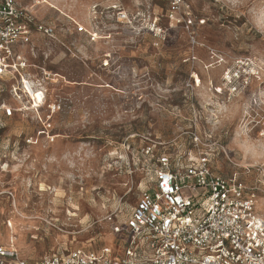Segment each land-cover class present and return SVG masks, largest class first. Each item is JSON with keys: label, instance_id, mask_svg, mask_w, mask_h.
<instances>
[{"label": "rangeland", "instance_id": "1", "mask_svg": "<svg viewBox=\"0 0 264 264\" xmlns=\"http://www.w3.org/2000/svg\"><path fill=\"white\" fill-rule=\"evenodd\" d=\"M180 1L177 20L171 0L35 9L58 39L35 33L19 49L27 67L0 75V103L15 108L0 110V243L32 261L76 248L121 254L129 237L115 227L153 186L161 154L175 165L208 152L264 214V0ZM240 60L259 74L232 97L223 75Z\"/></svg>", "mask_w": 264, "mask_h": 264}, {"label": "built area", "instance_id": "2", "mask_svg": "<svg viewBox=\"0 0 264 264\" xmlns=\"http://www.w3.org/2000/svg\"><path fill=\"white\" fill-rule=\"evenodd\" d=\"M43 5L51 6V0H0V75L27 67L19 49L35 33L58 39L53 25L36 19L35 9ZM180 8V0H171L172 20ZM118 16L128 18L123 10ZM77 30L86 32L83 25ZM258 74L248 60L227 69L229 96L243 92ZM0 110L11 116L15 108L0 103ZM192 134L199 147L200 137ZM146 153L154 157L151 146ZM154 161L153 186L142 190L131 214L115 227L129 237L121 254L110 247L76 248L32 261L14 243H0V264H264V214L248 185L214 172L208 152L178 158L175 165L168 154Z\"/></svg>", "mask_w": 264, "mask_h": 264}]
</instances>
